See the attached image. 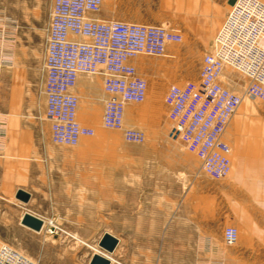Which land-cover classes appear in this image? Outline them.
Segmentation results:
<instances>
[{
    "label": "rangeland",
    "instance_id": "rangeland-1",
    "mask_svg": "<svg viewBox=\"0 0 264 264\" xmlns=\"http://www.w3.org/2000/svg\"><path fill=\"white\" fill-rule=\"evenodd\" d=\"M235 1H228L219 24ZM52 4L0 0V22L10 39L0 41V113L7 117V128V106L16 109L20 120L49 121L40 82ZM182 8L181 0H106V18L164 25L183 34L181 42L169 46L168 55L136 58L159 71L142 73L148 91L141 106L149 116L136 127L146 139L129 142L121 130L102 126L104 104L90 103L98 95L94 79L101 77L83 74L91 86L81 92L78 121L95 134L82 137L76 146L56 145L47 169L55 172L49 178L51 190L53 185L71 187L78 190L80 201L88 200L87 208L74 210L80 220L86 216L88 224L72 226L68 218L54 217L46 202L35 205L34 211L47 216V224L53 222L58 232L47 233L44 219L36 231L21 221L17 224L19 208L0 197V246L8 244L38 264H104L97 255L108 258V264H264V101L244 98L230 118L224 139L232 148V168L221 179L202 170L198 156L174 134L167 111L149 104L164 102V83L169 87L197 79L212 44L216 18L195 20L204 30L199 33ZM19 49L24 69L15 64ZM13 73L23 82L15 81L13 91L7 92ZM223 82L242 93L248 78L227 66ZM229 225L238 229L233 245L223 240ZM106 232L122 237L112 252L100 245Z\"/></svg>",
    "mask_w": 264,
    "mask_h": 264
},
{
    "label": "built area",
    "instance_id": "built-area-1",
    "mask_svg": "<svg viewBox=\"0 0 264 264\" xmlns=\"http://www.w3.org/2000/svg\"><path fill=\"white\" fill-rule=\"evenodd\" d=\"M103 1L53 0L40 88L46 95L51 138L57 144L76 146L82 137L95 134L94 128L78 121L79 97L73 88L81 74L102 76L109 94L102 126L121 130L129 142H143L145 132L126 126L124 119L127 103L142 102L147 96L148 82L131 60L140 54L161 56L169 43L183 39L178 30L164 25L90 16L100 10ZM6 31L0 22L1 42L10 40ZM227 66L248 78L242 93L223 82ZM244 98L264 101V0H236L203 56L198 78L173 83L165 94L174 134L198 156L202 170L213 178H225L231 172L232 148L224 133ZM6 131L7 117L0 113V159L4 157ZM45 229L49 234L58 232L50 221ZM223 240L227 245L235 244L238 229L226 226ZM0 264L38 263L2 244Z\"/></svg>",
    "mask_w": 264,
    "mask_h": 264
},
{
    "label": "crops",
    "instance_id": "crops-1",
    "mask_svg": "<svg viewBox=\"0 0 264 264\" xmlns=\"http://www.w3.org/2000/svg\"><path fill=\"white\" fill-rule=\"evenodd\" d=\"M183 3L182 15L189 19L188 23H196L195 20H199L200 18H209L214 17L216 19L213 23V27L215 34H217L220 29L224 19L219 24V20L226 13V5L229 0H181ZM106 0L103 1L102 6L98 12L89 13L90 16L95 17L97 19H114V18H106L107 15L103 8L105 6ZM211 11L213 12L211 15ZM219 25V26H218ZM195 29L197 32L201 33L204 30L200 24L195 25ZM218 26V27H217ZM194 29V30H195ZM206 31V30H205ZM182 34V33H181ZM183 36V34H182ZM214 38V37H213ZM206 40V37H204ZM213 40V39H212ZM176 43H169L166 47L165 54L161 56L168 55L169 46ZM140 55H148V54H140ZM138 55V56H140ZM154 56V55H149ZM17 62L15 64L17 67L22 68L24 65V52L23 50H18L17 54ZM133 58L131 61L136 66L137 71L140 75L150 74V73H159L158 70L153 69L150 65H143L141 61ZM10 68V67H9ZM7 68V69H9ZM43 70V64H42ZM19 74L13 73L11 79L7 80V92H12L14 88L15 81L23 82V79L18 76ZM83 74L79 75L77 83L73 88V91L79 97V109L81 107V97L82 93L87 89H90L91 82L85 81ZM89 76H99L101 77V81L97 78L94 79V83L98 87V95L93 98L90 102L91 104H104L105 100L108 98L109 94L102 88V76L99 74L89 75ZM143 76V75H142ZM198 78V76H197ZM167 85L163 84V91H167ZM148 91V87H147ZM44 96V116L45 114V104H46V95L42 92ZM87 102H83L85 105ZM142 102L135 103L129 102L125 108V124L126 126L136 127L143 118H147L149 116L148 113L142 112ZM149 104H152L154 109L157 110L160 107L164 108L167 111V105L164 102L158 101H149ZM148 104V105H149ZM78 109V111H79ZM7 116L9 117L8 128L4 138L3 144V153L4 159L0 162V197L10 202L15 209L19 208V213L17 216L19 217L17 224H20L22 219V215L29 211L40 218L45 220L44 226L47 224V216L34 211V206H41L46 202L50 203V206L54 209V217L68 218V222L72 224V226H82L83 224H88V219L85 216L84 220H80L77 214V208H87V201L79 200L78 190H73V188L68 187L63 189L62 187H56L53 185L49 187V178L54 175V170L47 169L48 164H50L55 159V148L57 143L53 142L51 139V126L49 121H40V122H26L20 120L17 114H15L16 109L13 106H7L5 109ZM168 119V117L166 116ZM83 120H86L85 115L82 117ZM232 159V158H231ZM70 189V190H69ZM19 190H24L30 194L28 201H22L17 197V192ZM83 201V203H82ZM81 202L80 206L78 203ZM62 210H66L63 212ZM87 215V214H86ZM78 232V231H77ZM109 233V232H106ZM91 234V232H90ZM105 234V233H104ZM103 234V235H104ZM112 234V233H110ZM115 236V235H114ZM117 238V246H120L122 241V237L120 234L115 236ZM210 247H213L210 246Z\"/></svg>",
    "mask_w": 264,
    "mask_h": 264
},
{
    "label": "water",
    "instance_id": "water-1",
    "mask_svg": "<svg viewBox=\"0 0 264 264\" xmlns=\"http://www.w3.org/2000/svg\"><path fill=\"white\" fill-rule=\"evenodd\" d=\"M17 197L19 199H21L22 201H28L30 194L24 190H19L17 192ZM43 219L40 218L39 216L26 211L21 219V223L25 226H28L29 228L36 230V231H40L42 229L43 226ZM117 244V238L110 234V233H105L100 241V245L105 248L106 250H108L109 252H112L115 248ZM99 258L98 259H102L104 264H108L109 260L106 257H101L99 255H97Z\"/></svg>",
    "mask_w": 264,
    "mask_h": 264
},
{
    "label": "bare ground",
    "instance_id": "bare-ground-1",
    "mask_svg": "<svg viewBox=\"0 0 264 264\" xmlns=\"http://www.w3.org/2000/svg\"><path fill=\"white\" fill-rule=\"evenodd\" d=\"M22 216H23V215H22ZM43 228H44V227H43ZM96 248H97V247H96ZM99 256L103 257L102 255H99ZM110 256H111V255H110ZM110 256H109V257H110Z\"/></svg>",
    "mask_w": 264,
    "mask_h": 264
}]
</instances>
